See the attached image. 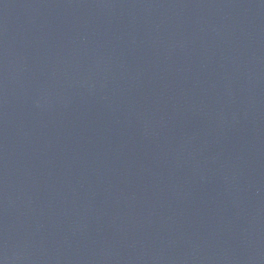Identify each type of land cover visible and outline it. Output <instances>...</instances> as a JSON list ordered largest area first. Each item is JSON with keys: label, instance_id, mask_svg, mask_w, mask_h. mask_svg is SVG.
Here are the masks:
<instances>
[{"label": "water", "instance_id": "1", "mask_svg": "<svg viewBox=\"0 0 264 264\" xmlns=\"http://www.w3.org/2000/svg\"><path fill=\"white\" fill-rule=\"evenodd\" d=\"M0 264H264V0H0Z\"/></svg>", "mask_w": 264, "mask_h": 264}]
</instances>
